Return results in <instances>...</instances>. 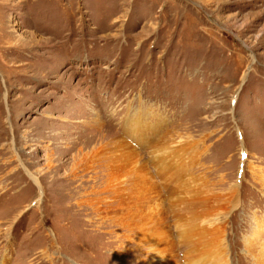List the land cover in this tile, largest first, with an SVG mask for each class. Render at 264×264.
<instances>
[{"label":"rangeland","instance_id":"1","mask_svg":"<svg viewBox=\"0 0 264 264\" xmlns=\"http://www.w3.org/2000/svg\"><path fill=\"white\" fill-rule=\"evenodd\" d=\"M262 178L264 0H0V264H256Z\"/></svg>","mask_w":264,"mask_h":264},{"label":"bare ground","instance_id":"2","mask_svg":"<svg viewBox=\"0 0 264 264\" xmlns=\"http://www.w3.org/2000/svg\"><path fill=\"white\" fill-rule=\"evenodd\" d=\"M152 114V113H151ZM140 115L141 114H136L135 115V117L133 118V119H131L130 121H127L126 122V124H128L129 125V128H131V130H130V134L131 135H136V136H141L142 135V131H151V130H149V129H146V127H145V125H144V123H143V121H142V119H141V117H140ZM93 122H94V124L95 125H99V126H103V121L101 120V118H100V116L98 115L97 116V118H93ZM165 122V121H164ZM164 124V123H163ZM109 131V130H108ZM108 131H107V133H106V135H104V131H103V129L101 128L100 130H96L95 131V133H90V135H93L92 136V138L90 139L91 141H89L88 142V144H87V147H90L88 150H82L83 148H80L79 149V152H78V154H77V157H80V161L82 160V162L77 166V167H75V169H78V167H80V166H82L83 164L84 165H88L89 163L90 164H93V162H94V157L95 156H98L99 154H109V156H111L112 154H113V152H114V150H115V148L116 147H122V146H124V145H130V144H128L127 143V140L126 139H124L123 137H124V135H123V137L122 136H118V135H115V136H113V137H111L110 136V134L108 133ZM135 136V137H136ZM130 141V140H129ZM110 144H113L114 146H110ZM132 145V144H131ZM128 148V147H127ZM133 149V148H132ZM134 150H136V149H134ZM116 152V151H115ZM114 152V153H115ZM118 152V151H117ZM134 152V151H133ZM137 152V151H136ZM139 153V152H138ZM74 157H71L70 159H73ZM94 158V159H93ZM160 157H159V155H157V159H159ZM163 158V157H162ZM114 159H115V157H114ZM114 159H113V161H112V163L114 164ZM50 163H52L51 162V160H50ZM112 168V167H111ZM145 170V169H144ZM111 171H112V173L114 172V165H113V168L111 169ZM137 171H139V170H137ZM31 175H32V173H30ZM111 175V174H110ZM147 175H149V174H147ZM33 176V175H32ZM142 177V176H141ZM150 177V176H149ZM146 178V177H145ZM262 179H264V178H262ZM205 186V185H204ZM111 188V187H110ZM200 188V187H199ZM235 188V187H234ZM233 190V189H232ZM204 191V190H203ZM235 191H237L236 189H235ZM150 192V191H149ZM230 192V191H229ZM229 192H228V196H229ZM233 192V191H232ZM201 193H204V192H201ZM212 193V192H211ZM221 193V192H220ZM220 193H218V194H220ZM231 193V192H230ZM234 193V192H233ZM216 194V193H215ZM151 195V194H150ZM203 196H205V195H203ZM218 196V195H217ZM224 196V195H223ZM225 196H226V194H225ZM230 196H232L231 194H230ZM149 197V196H148ZM194 197V196H193ZM192 197V198H193ZM198 197H199V199H201L202 200V195L199 193V195H198ZM197 197V198H198ZM233 197V196H232ZM231 197V198H232ZM150 198V197H149ZM227 198H230V197H227ZM230 198V199H231ZM230 199H226L224 202H226L227 200H230ZM158 200V199H157ZM204 200V199H203ZM233 199H231V201H232ZM238 200V199H237ZM197 201V200H196ZM173 202V201H172ZM201 202V201H200ZM233 202V201H232ZM239 201H237L236 202V204H234L235 206H237V205H239V203H238ZM191 203V202H190ZM196 203V202H195ZM198 203V202H197ZM223 203V202H222ZM228 203H230V201H228ZM228 203H226L227 205H228ZM200 204H202V202L200 203ZM208 204V203H207ZM216 204V203H215ZM220 204V203H219ZM127 205V204H126ZM230 205H232V204H230ZM202 206H203V204H202ZM210 206V205H209ZM212 206H214V205H212ZM227 207V206H226ZM230 207V206H229ZM198 208H199V206H198ZM205 208H207V205L205 206ZM204 208V209H205ZM193 209V208H192ZM215 209V207L213 208V210ZM227 209H229V208H227ZM194 210V209H193ZM189 211V210H188ZM197 211V210H196ZM195 211V212H196ZM200 211H202V210H200ZM209 211H211V209L209 210ZM113 213V212H112ZM212 213H214L215 214V212H212ZM218 213H219V211H218ZM184 214V213H183ZM209 214L210 213H206V214H200L201 216L200 217H202L203 215L205 216H203L204 218H205V222L206 223H208L210 226L208 227L207 226V230H209V232H207V234L205 235L204 234V232H205V230H204V228H203V226H202V228H203V232L201 231V232H199V231H197L198 233H196L197 234V238H199L198 237V235H200V234H202V237H205V238H207V237H209V236H211L209 239L211 240V238L213 237V239H216V241H217V239L219 240L220 238V234H221V230H222V228H223V224L225 223L226 224V222H227V220H226V222H225V217H223V216H221V217H219V218H215V217H210L209 216ZM226 214V213H225ZM221 215H222V212H221ZM227 215V214H226ZM214 216V215H213ZM216 216H217V214H216ZM118 217V216H117ZM141 218V217H140ZM149 219V218H148ZM254 223H255V229H254V231L249 235V236H246V238H245V241H246V247H247V252L250 254V255H252L253 256V259L256 261V264H264V242H261V240H262V238H264V225L261 223L260 224V222H261V220L262 219H260V218H258L257 216H254ZM192 221H193V219H192ZM134 222V221H133ZM150 222V221H149ZM203 222V221H202ZM208 224H206V225H208ZM130 225V224H129ZM201 225H203V224H201ZM196 226V225H195ZM226 226V225H225ZM165 227V226H164ZM133 228V227H132ZM205 229H206V227H205ZM192 230H194V229H192ZM186 232V231H185ZM196 234H195V236H196ZM186 235V234H185ZM193 235V237H194V234H192ZM223 235V234H222ZM153 237V236H152ZM192 237V238H193ZM202 237H201V239H202ZM200 239V238H199ZM198 239V240H199ZM195 241H196V239H194ZM197 240V241H198ZM203 240V239H202ZM207 240V239H206ZM205 240V241H206ZM185 241H186V238H185ZM193 241V240H192ZM204 241V240H203ZM221 241H222V239H221ZM154 243H156L155 241H154ZM195 243V242H194ZM214 243V242H213ZM218 243V242H217ZM220 243V242H219ZM218 243V244H219ZM259 244V246H257L255 249L253 248H251L252 246H253V244ZM198 244V243H197ZM217 244V245H218ZM206 245H208L209 247H211V244L210 243H206ZM222 245V244H221ZM216 246V245H215ZM158 247V246H157ZM216 247H218V246H216ZM162 248V247H161ZM223 248V247H222ZM157 249V248H156ZM166 249V248H165ZM206 249V248H205ZM161 250H163V249H161ZM157 251V250H156ZM189 251V250H188ZM209 251H210V249H209ZM226 251V250H225ZM167 252V251H166ZM220 252H221V250H220ZM223 252V251H222ZM224 253V252H223ZM221 254V253H220ZM223 256V255H222ZM164 257V256H163ZM168 257V256H167ZM224 258V257H223ZM165 259V258H164ZM166 260V259H165ZM168 261V260H167ZM176 261V260H175ZM212 262V261H211ZM225 263V260L223 259L222 260V262H221V264H224ZM170 264V263H169ZM212 264H220L219 263V261H218V259H217V262L215 263V261H213L212 262Z\"/></svg>","mask_w":264,"mask_h":264}]
</instances>
